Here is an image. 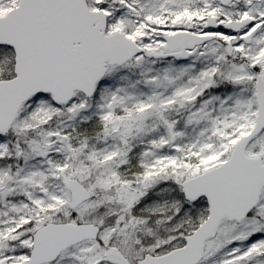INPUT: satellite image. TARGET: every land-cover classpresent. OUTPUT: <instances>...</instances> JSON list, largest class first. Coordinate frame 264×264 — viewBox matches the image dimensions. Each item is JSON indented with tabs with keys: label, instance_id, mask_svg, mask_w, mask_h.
<instances>
[{
	"label": "snow or ice",
	"instance_id": "6c2138e0",
	"mask_svg": "<svg viewBox=\"0 0 264 264\" xmlns=\"http://www.w3.org/2000/svg\"><path fill=\"white\" fill-rule=\"evenodd\" d=\"M0 264H264V0H0Z\"/></svg>",
	"mask_w": 264,
	"mask_h": 264
}]
</instances>
